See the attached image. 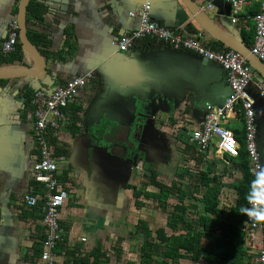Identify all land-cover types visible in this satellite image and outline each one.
I'll return each mask as SVG.
<instances>
[{"label": "crops", "instance_id": "obj_1", "mask_svg": "<svg viewBox=\"0 0 264 264\" xmlns=\"http://www.w3.org/2000/svg\"><path fill=\"white\" fill-rule=\"evenodd\" d=\"M19 1L0 0V44L7 37L9 23L17 19ZM34 1L40 6V18H31L26 29L37 39L34 45L45 59V75L41 81L0 80V264H43L45 230L40 206L24 203V197L41 191L32 177L38 146L32 136L31 97L36 90L50 92L88 72L92 73L91 82L64 109L66 122L46 135L59 184L67 193L59 211L64 242L55 249L54 264L90 263L97 245L109 264H140L137 252L143 235L136 232L138 221L147 223L152 241L157 229L172 234L166 221L175 198L158 207L152 198H135L129 189L140 190L153 174L156 182L164 185L181 181V189L187 191L186 177L209 169L221 189L219 208L233 206L235 186L241 179L240 150L244 149L241 113L224 120L239 142L237 158L216 153L214 144L203 152L193 150L186 139L187 132L200 127L207 107L220 105L229 93L220 67L192 51L151 38L137 41L126 53L117 52L114 42L137 26L128 13L146 0ZM147 1L152 21L178 29L215 51H234L228 44L249 50L252 46V35L247 36L252 25L241 20L233 24L226 0L202 1L212 5L204 13L216 30L213 36L200 27L180 0ZM257 10V4L247 5L241 15ZM19 66L33 67L34 62L23 52L21 62L0 64L6 69ZM251 68L248 92L264 170V94L258 88H264V77ZM134 104L138 112L147 115L136 133L133 128L129 132L125 123L126 112ZM185 165L196 167V171L187 175ZM146 191L157 193L152 185H147ZM136 201L141 206L137 207ZM197 211L204 214L201 203ZM218 237L220 233H214V238ZM118 239L122 241L118 243ZM243 247L249 264H255L257 250L246 238ZM179 263L205 264L203 259Z\"/></svg>", "mask_w": 264, "mask_h": 264}, {"label": "built area", "instance_id": "obj_2", "mask_svg": "<svg viewBox=\"0 0 264 264\" xmlns=\"http://www.w3.org/2000/svg\"><path fill=\"white\" fill-rule=\"evenodd\" d=\"M203 12L212 9L210 4H202ZM231 8V22L236 24L239 20L243 24H251L254 28V39L250 53L264 63V0H226ZM257 4L258 10L252 15L242 16L247 5ZM203 5V6H202ZM151 6L145 1L136 11L128 13L130 18L137 20L135 29L118 38L115 42L116 51L128 52L140 40L151 38L174 48H182L196 53L198 56L216 63L224 74V81L229 93L220 105L207 107L206 113L199 128L186 133V139L196 151L203 152L216 145L215 151L229 158L239 156V142L233 130L225 126L224 120L241 113L244 129V150L248 161L249 173L252 177L250 196L253 184L258 174L264 172L261 155L257 148L255 116L253 100L248 92V85L252 80V68L245 58L235 51H215L193 38L184 36L178 29L160 26L150 19ZM19 27L16 19L8 25L7 37L0 44V57L13 53L18 39ZM92 79L88 72L73 78L64 84L57 85L52 91L36 90L31 97L30 104L34 121L32 136L38 146V159L33 166V181L41 186V191L35 195L24 197L28 207L40 206L42 222L45 230L41 260L43 264H54L56 261L55 249L64 242V229L59 223V211L64 206L67 193L62 189L57 178V163L54 160L47 144L48 132L61 129L67 118L64 112L66 105L74 100L78 93L85 88ZM264 94V88L258 87ZM264 187V185H258ZM249 196V197H250ZM248 208L253 202L248 198ZM244 233L246 240L252 248L257 250L255 264H264V221L256 220L246 214L244 220Z\"/></svg>", "mask_w": 264, "mask_h": 264}, {"label": "trees", "instance_id": "obj_3", "mask_svg": "<svg viewBox=\"0 0 264 264\" xmlns=\"http://www.w3.org/2000/svg\"><path fill=\"white\" fill-rule=\"evenodd\" d=\"M31 18L36 20L40 18V6L34 0H29L27 5V24ZM249 29L247 36L251 34L253 40L254 28L250 26ZM26 34L29 41L36 45L37 39L29 29H26ZM22 55L23 51L18 42L13 53L0 57V64L10 65L16 61L21 62ZM239 140L242 141V138ZM191 147L195 150L193 145ZM239 162L241 179L235 186L236 201L233 206L219 208L221 189L217 177L209 169L197 175H189L187 191L178 188L177 182L171 185L156 182L155 174L149 178L147 185L155 187L156 194L146 191L147 185H143L140 190L134 187L129 188L133 191L135 198L139 196L146 200L152 198L158 203V207H165L169 199L175 198L166 221L167 227L172 231L171 235H167L164 229H157L155 239L152 241L147 223L138 221L136 232L143 235V243L137 252L140 264H180L181 260L197 262L200 259H203L205 264H249L243 247V223L247 213L243 212L242 208H248L247 200L250 196L252 177L244 149L240 150ZM183 178L181 176V179ZM198 203L202 204L203 215L198 214ZM135 205L141 206L137 201ZM216 232L220 233V237L214 238ZM203 240L206 241L205 244ZM117 241L120 243L122 239ZM38 246V244L35 245V247ZM59 246L61 245L57 246V250ZM120 254L119 251L117 257ZM91 255L92 262H84V264H109V258L105 252H102L100 245L95 247ZM72 262L80 264L75 260ZM63 264H69V262L65 261Z\"/></svg>", "mask_w": 264, "mask_h": 264}, {"label": "water", "instance_id": "obj_4", "mask_svg": "<svg viewBox=\"0 0 264 264\" xmlns=\"http://www.w3.org/2000/svg\"><path fill=\"white\" fill-rule=\"evenodd\" d=\"M188 12L193 16L195 21L200 25V27L205 30L207 33L213 36L212 33H215L216 30L211 22L208 20L205 13L201 10L200 5L195 3L193 0H180ZM29 0H20L18 4V14H17V23L19 27L18 39L21 45L22 51L27 54L34 62L33 67H10V68H0V80H9V79H17V78H29L41 81L45 75L46 62L44 57L39 52L38 48L33 45L26 34V9ZM221 40V39H220ZM229 48L234 50L235 52L241 54L247 63L256 69L263 77H264V63L257 59L254 55H252L249 49H246L242 46L235 45H227ZM204 61H207L204 59ZM204 106V105H203ZM207 107L206 105L204 106ZM147 115L141 114L138 112V107L134 104L126 112V126L129 129V132L133 131L132 128H140L142 127V119H145ZM136 133V131H135ZM134 133V134H135ZM258 148V147H257ZM261 155V152H259ZM262 158V156H261ZM148 173V171H147Z\"/></svg>", "mask_w": 264, "mask_h": 264}, {"label": "clouds", "instance_id": "obj_5", "mask_svg": "<svg viewBox=\"0 0 264 264\" xmlns=\"http://www.w3.org/2000/svg\"><path fill=\"white\" fill-rule=\"evenodd\" d=\"M264 172L258 174L257 180L253 184V191L249 199L253 202V207L242 208V211L256 220L264 221Z\"/></svg>", "mask_w": 264, "mask_h": 264}, {"label": "rangeland", "instance_id": "obj_6", "mask_svg": "<svg viewBox=\"0 0 264 264\" xmlns=\"http://www.w3.org/2000/svg\"><path fill=\"white\" fill-rule=\"evenodd\" d=\"M185 167H187V175H188V173L189 172H192V171H196V167H191V166H187V165H185ZM186 179H187V177H186ZM185 179V180H186ZM178 184H179V186H178V188H181V186L180 185H182V182L181 181H176ZM184 185L186 186V188L185 189H187L188 188V181L187 182H185L184 183ZM148 207V206H147ZM146 210V209H145ZM144 210V211H145ZM191 213V212H190ZM191 215H192V213H191Z\"/></svg>", "mask_w": 264, "mask_h": 264}, {"label": "bare ground", "instance_id": "obj_7", "mask_svg": "<svg viewBox=\"0 0 264 264\" xmlns=\"http://www.w3.org/2000/svg\"><path fill=\"white\" fill-rule=\"evenodd\" d=\"M250 51V50H249ZM2 58V57H1Z\"/></svg>", "mask_w": 264, "mask_h": 264}]
</instances>
